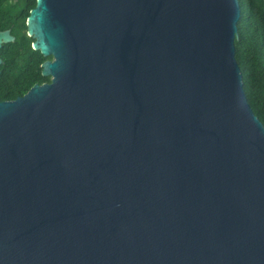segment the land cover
I'll list each match as a JSON object with an SVG mask.
<instances>
[{
  "label": "water",
  "instance_id": "water-1",
  "mask_svg": "<svg viewBox=\"0 0 264 264\" xmlns=\"http://www.w3.org/2000/svg\"><path fill=\"white\" fill-rule=\"evenodd\" d=\"M240 11L35 1L26 33L51 81L0 102V264H264Z\"/></svg>",
  "mask_w": 264,
  "mask_h": 264
},
{
  "label": "trees",
  "instance_id": "trees-1",
  "mask_svg": "<svg viewBox=\"0 0 264 264\" xmlns=\"http://www.w3.org/2000/svg\"><path fill=\"white\" fill-rule=\"evenodd\" d=\"M15 1V2H14ZM36 0H0V31L10 30L14 42L0 48V98L15 99L23 96L34 84L49 81L41 75V64L51 57L44 58L32 49L33 39L27 36L26 19L35 6ZM14 2V3H12ZM252 3V4H251ZM18 5V6H17ZM17 6L15 13L10 7ZM261 2H250L237 24V38L234 41L235 59L243 78V89L250 107L256 117V101L264 78V47L250 45L254 40L252 28L247 25L246 16L252 17L259 12ZM249 43V44H248ZM260 120V119H259ZM261 121V120H260Z\"/></svg>",
  "mask_w": 264,
  "mask_h": 264
},
{
  "label": "flooded vegetation",
  "instance_id": "flooded-vegetation-1",
  "mask_svg": "<svg viewBox=\"0 0 264 264\" xmlns=\"http://www.w3.org/2000/svg\"><path fill=\"white\" fill-rule=\"evenodd\" d=\"M259 1L261 2V7L264 6V0H239L240 3V10L245 11L247 7H249L250 2H256ZM252 4V3H251ZM241 11H240V17H241ZM252 17L246 16L247 20V25L252 28L251 32L253 34V39L250 41V45H260L264 47V8H260L259 12L256 15H252ZM249 44V43H248ZM52 60V58L50 59ZM49 79L48 82L50 83L51 77H47ZM16 99V98H15ZM14 99H1L0 102H8L12 101ZM257 114H258V119H260L261 123L264 125V78L263 81L260 85V93L258 100L256 101V108H255Z\"/></svg>",
  "mask_w": 264,
  "mask_h": 264
},
{
  "label": "rangeland",
  "instance_id": "rangeland-1",
  "mask_svg": "<svg viewBox=\"0 0 264 264\" xmlns=\"http://www.w3.org/2000/svg\"><path fill=\"white\" fill-rule=\"evenodd\" d=\"M15 2V1H14ZM14 2H12V3H14ZM18 6V5H17ZM17 6H12V7H10V11L12 12V13H15V11L17 10Z\"/></svg>",
  "mask_w": 264,
  "mask_h": 264
}]
</instances>
